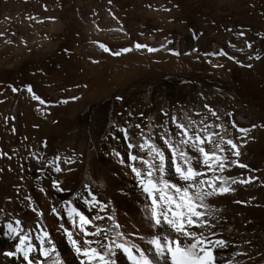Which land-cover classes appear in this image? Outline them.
Returning a JSON list of instances; mask_svg holds the SVG:
<instances>
[{
    "label": "rangeland",
    "instance_id": "374dc122",
    "mask_svg": "<svg viewBox=\"0 0 264 264\" xmlns=\"http://www.w3.org/2000/svg\"><path fill=\"white\" fill-rule=\"evenodd\" d=\"M135 43L160 51L134 49L114 57L98 47L118 51ZM221 50L225 57L206 55ZM161 59L169 66H161ZM263 61L264 0H0V111H5L0 125V263L22 264L21 257L3 255L14 252L18 242L3 224L19 219L33 240L37 224L46 228L62 259L78 264L58 227L71 225L50 211L55 207L62 213L63 201L77 193L85 198V184L108 205L102 215L113 214L125 233L150 235L141 212L143 195L127 167V144L112 125L140 123L146 132L149 123L164 122L161 110L182 116L187 110L205 112L208 104L223 117L235 142L244 145L240 159L252 170L232 167L225 175L256 177L252 184L232 185L234 193L213 201L220 211L213 213L219 222L212 221L217 234L212 239L228 242L216 250L217 264L233 259L234 264H264V195H259L264 191V106L255 105L264 104V72L254 71ZM241 72L252 78L240 79ZM28 86L44 105L31 99ZM26 103H31L32 122L25 121ZM227 112L237 126L252 129L246 140L236 139ZM135 131L129 128L130 134ZM55 156L61 157L62 173L43 167ZM65 158L74 163H63ZM5 175H12L8 184ZM169 179L176 182L174 174ZM54 180L63 192L52 187ZM74 204L88 217L96 214L80 201ZM33 208L44 215L37 217ZM258 209L261 215L254 212ZM237 251L246 254L236 256ZM118 256L119 264H127Z\"/></svg>",
    "mask_w": 264,
    "mask_h": 264
},
{
    "label": "snow or ice",
    "instance_id": "6c2138e0",
    "mask_svg": "<svg viewBox=\"0 0 264 264\" xmlns=\"http://www.w3.org/2000/svg\"><path fill=\"white\" fill-rule=\"evenodd\" d=\"M112 19L116 20V17L112 16ZM171 43L169 40L168 44ZM98 47L114 57L130 53L134 49L144 50L149 54L160 51L140 43L118 51H112L104 44H99ZM246 47L251 48L252 45L246 44ZM169 54L174 57L180 55L177 51H170ZM184 55L188 53L185 52ZM206 55L225 57L227 53L221 50ZM227 58L234 61L232 56ZM249 59L252 57L249 56ZM92 62L97 63L95 60ZM212 67L223 65L213 64ZM12 91L15 93L17 89L13 88ZM27 92L33 101L41 105L46 103L30 86L27 87ZM116 99L121 100L122 97L117 96ZM60 103L66 104L68 101L61 100ZM203 107L205 112L193 113L187 110L182 116L161 110V116L166 117L164 122L155 127L149 123L146 132L140 123L129 124V128L136 130L132 134L129 128L112 125L123 135L127 144V167L143 195L141 212L151 229V234L125 233L113 214L102 215L107 211L108 205L100 202L89 185L85 184V198L81 199L77 193L71 200L63 201L62 213L55 207L50 211L57 221H64L66 218L67 223L71 225V229L65 227L64 223L58 224V227L62 230L78 264H119L118 253L126 258L127 264H217L215 252L225 249L228 242L222 238L212 239V236L217 235L213 231L216 224L212 221L219 222L213 213L220 211L213 203L214 198L232 194L235 192L232 185H249L256 177L225 175L232 167L248 169V165L240 159V149L244 145L235 142L232 132L216 110L208 104ZM192 115L198 116L199 119H193ZM225 115L229 118L231 129L239 134L236 139L246 140L252 129L237 126L232 121V112ZM209 116L212 122H209ZM41 146L46 147V142ZM113 155L119 157V153ZM32 159L40 162L35 155ZM63 163L74 161L65 158ZM120 163L124 164V160ZM43 167L55 173L64 171L60 156L44 163ZM173 174L176 182L169 179ZM52 187L57 192L64 191L57 180L52 181ZM26 199L31 204V199ZM74 201H80L89 210L95 209L96 214L88 217L76 207ZM32 211L37 217L44 215L35 208ZM99 221H106V226L98 223ZM36 228L38 231L33 240L19 219L3 224L5 233L18 241L14 252H4L3 255L9 258L21 257L22 264H68L57 251L49 231L40 224H37ZM245 254L237 251L235 255ZM228 264H234V259Z\"/></svg>",
    "mask_w": 264,
    "mask_h": 264
},
{
    "label": "bare ground",
    "instance_id": "6f19581e",
    "mask_svg": "<svg viewBox=\"0 0 264 264\" xmlns=\"http://www.w3.org/2000/svg\"><path fill=\"white\" fill-rule=\"evenodd\" d=\"M161 62H163V59H161L160 60V62L159 63H161ZM162 65L161 66H169L168 64H170V63H168V64H166V65H163L164 63H161ZM259 67H260V69H259ZM254 71H257L258 73H260V72H264V61L259 65H257L255 68H254ZM244 72H241L240 73V76H241V78L240 79H242L243 77L242 76H248L249 77V74H246V75H242ZM262 74H264V73H262ZM248 77H246L245 78V80H250V79H248ZM249 78H252V76L251 77H249ZM247 85V88L249 89L250 88V85H249V83L248 84H246ZM252 85V84H251ZM250 90H251V88H250ZM96 95V94H95ZM95 95H91V97H94ZM27 104V103H26ZM29 104V105H28ZM27 105L28 106H25L24 107V109H23V113H24V116H25V121H27V122H32V118H30V115H29V110H30V104L31 103H28ZM256 106H258V107H261V106H264V104H261V103H256L255 104ZM32 106H33V104H32ZM34 107V106H33ZM262 108V107H261ZM0 110H2V108L0 107ZM3 111V110H2ZM2 111H0V125L2 126V121H3V118H1V114H4L5 113V111H4V113L2 112ZM37 122V121H36ZM9 124V123H8ZM6 135V134H5ZM4 136V135H3ZM6 143H3L2 145H5ZM3 147V146H2ZM5 147V146H4ZM1 164H3V163H0V165ZM0 169H1V167H0ZM233 170H235L234 168H231L230 169V171H233ZM6 176V175H5ZM10 177H12V175H7L6 176V179H4V181H7V184H8V182L10 181ZM19 180V179H18ZM17 182V181H16ZM11 184V186H14V187H16V185H18V183H15V181H13L12 183H10ZM6 185V184H5ZM2 188V187H1ZM260 194H262V195H264V191H261V193H259V195ZM220 198L221 197H216V198H214V202H217V201H220ZM261 198V197H260ZM256 202V201H255ZM262 202V204H264L263 203V201H261ZM253 210V209H252ZM261 209H258V210H254V212L256 213V212H258L259 214L261 213ZM249 212V211H248ZM251 212V211H250ZM253 212V213H254ZM222 213H224V212H222ZM263 213V212H262ZM261 213V214H262ZM260 214V215H261ZM254 215V214H253ZM226 216H231V217H233L234 216V214H233V216H232V214H230L229 212H227L226 213ZM236 216V215H235ZM242 216V215H241ZM245 216V215H244ZM4 247V245H1L0 246V248H3ZM1 253V252H0ZM1 261H3V259L1 260ZM1 264V263H0ZM12 264V263H11Z\"/></svg>",
    "mask_w": 264,
    "mask_h": 264
}]
</instances>
